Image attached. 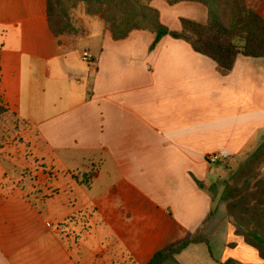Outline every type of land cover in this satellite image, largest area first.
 <instances>
[{
	"label": "crops",
	"instance_id": "obj_1",
	"mask_svg": "<svg viewBox=\"0 0 264 264\" xmlns=\"http://www.w3.org/2000/svg\"><path fill=\"white\" fill-rule=\"evenodd\" d=\"M247 4L264 18V0ZM151 5L172 31L209 19L197 2ZM102 22L57 37L48 0H0V105L29 151L0 153V264H149L196 234L210 245L162 264H263L221 195L264 141V58L239 54L223 75L185 41H115Z\"/></svg>",
	"mask_w": 264,
	"mask_h": 264
},
{
	"label": "trees",
	"instance_id": "obj_2",
	"mask_svg": "<svg viewBox=\"0 0 264 264\" xmlns=\"http://www.w3.org/2000/svg\"><path fill=\"white\" fill-rule=\"evenodd\" d=\"M66 1L48 0L49 23L57 37L72 27L65 17ZM69 1L84 4L91 14L101 16L115 41L125 40L135 30L149 31L156 35L151 47L154 49L165 36H171L213 59L223 75L233 70L239 54L264 58V18L249 7L247 0H164L171 6L197 2L208 8L207 23L182 18L180 31H172L161 22L159 11L151 5L154 0ZM52 12L57 15V25ZM8 113L0 105V118ZM223 187L221 200L228 202L227 214L236 234L258 252L264 264V141L232 172ZM200 243L210 245L207 238L196 234L170 249L159 251L149 264H162L190 245ZM225 264L242 263L229 260Z\"/></svg>",
	"mask_w": 264,
	"mask_h": 264
},
{
	"label": "rangeland",
	"instance_id": "obj_3",
	"mask_svg": "<svg viewBox=\"0 0 264 264\" xmlns=\"http://www.w3.org/2000/svg\"><path fill=\"white\" fill-rule=\"evenodd\" d=\"M65 9L67 11V15L65 16L67 19V22L71 24V28H69L70 33H75V30L78 31L79 34L82 33V31H85L87 28H93V29H98L103 25V19L99 15L91 14L89 12V7L81 4L79 2H74V1H69L67 0L65 2ZM53 16V22L56 24L57 22V15L52 12ZM85 20H89V23H91V26L88 27V25H85L86 23L84 22ZM84 24V25H83ZM57 25V24H56ZM24 127L22 126L21 122L15 118L12 114H5L0 118V153L4 155L6 152L2 149L6 145V143H9L11 140L15 141H20L22 145L16 146L18 149V152L20 154H28V147L25 146L24 140L21 139V131L24 130ZM222 164V163H221ZM223 165H216L214 168L216 170L222 169ZM89 169V168H88ZM35 170V167L32 166V170H29V174L32 177V180L37 181V177L33 175V171ZM79 170L83 173H90V170H87L84 166L79 167ZM26 175L28 174L26 170H24ZM23 172V173H24ZM223 174H225V170L222 169L221 171ZM84 177V176H82ZM21 183H19L20 186ZM103 188L101 189V185L98 186L97 190H94L93 196L96 194H99V196L102 194L101 192ZM35 191L34 193H36ZM100 192V193H99ZM33 193V194H34ZM182 240V239H181Z\"/></svg>",
	"mask_w": 264,
	"mask_h": 264
},
{
	"label": "built area",
	"instance_id": "obj_4",
	"mask_svg": "<svg viewBox=\"0 0 264 264\" xmlns=\"http://www.w3.org/2000/svg\"><path fill=\"white\" fill-rule=\"evenodd\" d=\"M82 59H83V61L89 63V62L93 61V55L91 53H89V52H85L83 54ZM219 159H220V157L218 155L210 156L209 157V162L211 164H215V163H217L219 161Z\"/></svg>",
	"mask_w": 264,
	"mask_h": 264
}]
</instances>
